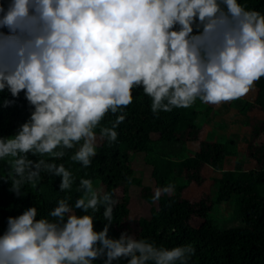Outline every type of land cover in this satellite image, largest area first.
<instances>
[{"label": "clouds", "instance_id": "1", "mask_svg": "<svg viewBox=\"0 0 264 264\" xmlns=\"http://www.w3.org/2000/svg\"><path fill=\"white\" fill-rule=\"evenodd\" d=\"M262 75L264 13L240 0H7L0 3V90L13 96L24 90L33 110L18 133L0 139V157H16L15 171L23 176L33 161L18 153L62 156L54 149L72 148L83 137L72 159L89 165L94 126L107 112L120 113L112 127L101 128L116 140L134 87L143 86L158 115L197 97L208 103L239 98ZM47 167L62 175L61 189L71 186L63 164ZM38 174L30 171L28 178ZM81 184L88 191L74 207L83 214L60 198L46 217L37 218L35 205L9 216L0 264H94L101 255L103 264L121 257H130L126 264H189L191 242L157 246L123 232L111 238L108 225L96 230L99 189L87 177ZM20 186L13 182L16 195ZM170 190L171 184L157 187L153 199ZM104 215L111 222V203Z\"/></svg>", "mask_w": 264, "mask_h": 264}, {"label": "trees", "instance_id": "2", "mask_svg": "<svg viewBox=\"0 0 264 264\" xmlns=\"http://www.w3.org/2000/svg\"><path fill=\"white\" fill-rule=\"evenodd\" d=\"M240 2L248 9L264 13V0ZM0 3L7 6V0H0ZM2 30L8 31L7 28ZM194 31L198 29L194 28ZM132 95L131 103L123 106L125 119L116 128V140H109L107 133H101V128L112 127L120 113L109 111L100 124L94 126L96 153L90 157L89 165L72 159L83 137L81 141L73 142L72 148L61 145L54 149V152L62 150V156L31 150L18 153L33 161L26 166L23 176L15 171L13 161L16 157L11 153L0 157V234L6 230L9 216H16L35 205L37 218L46 217L60 198L66 199L77 214H83L82 209L74 206L76 199L88 191L87 186L81 184V178L87 177L92 179L93 190L99 189L97 195L101 199L93 213L94 228L101 230L108 225L107 234L111 238H119L123 232L137 239L147 237L157 246L172 247L191 242L195 252L189 264H264V142H260L261 134H264V114L261 118H253L249 113L251 107L264 113V85L258 86L251 99L239 97L230 100L237 117V120L234 119L236 125L244 123L249 126L246 137L248 156L251 159L256 157L252 162L257 166L247 165L248 170H243L239 161L232 169L221 168L226 157L237 152L238 140L234 132L225 139L213 142L199 137L200 126L196 119L199 114L213 111L208 105L202 109L192 103L188 107H173L170 111L159 110L156 115L151 109L152 98L143 91V86L134 87ZM32 110L24 90L18 96H13L7 88L0 90V139L7 140L18 133L22 124L30 118ZM196 142L198 149L187 155L188 145ZM140 155L160 181L182 173L189 180L198 181L206 164L220 169L221 176L211 178V189L205 190L198 200L170 194L163 200L151 201L147 212L136 216L138 229H134L128 222L129 212L124 213L122 204L112 201L129 198L131 163ZM49 164H63L70 171L69 188H60L62 175L47 167ZM30 171L39 174L29 179ZM15 180H21L20 195L15 194ZM219 185L229 186L222 198L217 195ZM119 187L122 188V196L116 199ZM106 192L111 194L110 200L103 199ZM223 201L232 205V216L237 221L229 227L222 226L213 216V211ZM110 203L113 213L111 222L104 215ZM88 211L92 212V209ZM105 258L101 255L94 260V264H103ZM129 258L121 257L113 264H126ZM148 264H154V261Z\"/></svg>", "mask_w": 264, "mask_h": 264}, {"label": "rangeland", "instance_id": "3", "mask_svg": "<svg viewBox=\"0 0 264 264\" xmlns=\"http://www.w3.org/2000/svg\"><path fill=\"white\" fill-rule=\"evenodd\" d=\"M262 85H264L263 75L259 80L254 82L249 92L241 97H248L251 99L252 96L255 95L258 86ZM193 103L202 109L207 105L213 109V111L210 110L207 114H199L196 119V122L200 126V138L213 142L221 138L225 139L228 134L234 132V136L238 140L237 152L232 156L226 157V160L223 161L221 166L222 170L232 169L237 161L241 162L243 170H248L247 165H252L254 167L257 166V164L252 162L256 159V157H254L255 159H251L248 156V144L246 137L248 136L249 126L244 123L236 125L237 121L235 120H237V117L236 113L232 111L230 100L221 101L219 103H208L197 97ZM249 113L253 118H261L264 114L263 112L258 111L257 108L252 109V107ZM151 135L157 136V134L153 133ZM228 137L231 138L230 136ZM260 142H264V134H261ZM93 143L96 145L97 141L93 140ZM197 145L198 142L189 144L186 154H193L194 151L198 149ZM130 172L129 180L131 187L129 189V198L117 200V202L122 204L121 210H123L124 213L129 212L127 217L128 222L134 229H138L136 216L141 213L145 214L151 201L155 202L163 200L170 194H177L189 200H198L205 190L211 189V178L221 176L220 169L206 164L201 170V179L198 181L189 180L182 172V174L174 175V178H170V175L169 177L164 178L163 181H160L151 173V167L145 164L141 155L132 161ZM169 184L174 186V190L162 192L159 199H153V194L157 187ZM227 187L229 186L224 185L222 187L219 185V188L217 189V195L219 198H222L227 194ZM149 190H151V193ZM121 196L122 188L119 187L116 189V199H120ZM217 207L218 208L213 211V216L219 220L222 226L229 227L237 223L232 216V205L230 203L223 201Z\"/></svg>", "mask_w": 264, "mask_h": 264}]
</instances>
